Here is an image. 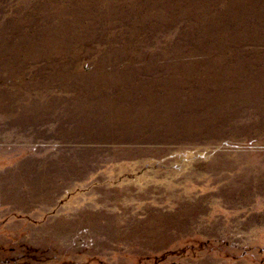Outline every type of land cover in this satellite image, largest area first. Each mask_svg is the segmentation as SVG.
<instances>
[{
	"label": "rangeland",
	"instance_id": "374dc122",
	"mask_svg": "<svg viewBox=\"0 0 264 264\" xmlns=\"http://www.w3.org/2000/svg\"><path fill=\"white\" fill-rule=\"evenodd\" d=\"M0 264H264V0H0Z\"/></svg>",
	"mask_w": 264,
	"mask_h": 264
}]
</instances>
